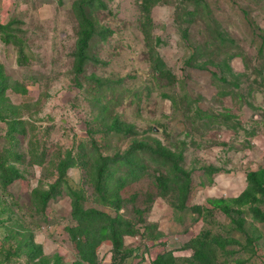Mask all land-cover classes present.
<instances>
[{
  "label": "rangeland",
  "instance_id": "rangeland-1",
  "mask_svg": "<svg viewBox=\"0 0 264 264\" xmlns=\"http://www.w3.org/2000/svg\"><path fill=\"white\" fill-rule=\"evenodd\" d=\"M14 4L0 0V173L18 172L0 175V264H193L199 237L216 242L196 264H264V0H22L5 17ZM132 152L137 174L100 169ZM76 196L79 215L104 213L87 239Z\"/></svg>",
  "mask_w": 264,
  "mask_h": 264
},
{
  "label": "trees",
  "instance_id": "trees-1",
  "mask_svg": "<svg viewBox=\"0 0 264 264\" xmlns=\"http://www.w3.org/2000/svg\"><path fill=\"white\" fill-rule=\"evenodd\" d=\"M81 25H82V30H81L80 36L78 38V52H79V59H81V60H77V62H76L78 64L77 66H78L79 70L82 69L84 58L87 54L86 52L88 49L89 40L94 35L93 27H92V24H91V21L89 18H83V20L81 21ZM156 69H157V71L161 72V67L158 66ZM161 73H163V72H161ZM0 75H1V72H0ZM6 81H7V77H5L2 74V80H0V118L1 119L7 118L8 115L10 114V112H8V110L11 109L8 106V104L5 102L4 94H2L3 89L5 87H7L6 86L7 84H5ZM19 87L20 86H14L15 89H17ZM15 128H16V125L13 122L12 123V130ZM103 157H104V160H101V159H103ZM103 157L102 156L100 157V160H101V161H99L101 164L100 169L106 171L109 175H111V169L117 168L119 165H121V166L128 165L129 167L126 170V171H128L127 173H132L134 175L138 173V171L135 172V170H137V168H138V163H137V161L134 162V159L138 157L136 152L130 153L127 157H123L122 160L119 158H116L114 156H110V155L103 156ZM114 164H116V165H114ZM64 165L65 166L70 165V161L65 162ZM64 167H63V170H64ZM8 169H9V171L6 170V171H3L0 173V175L2 176V179L7 184L11 183L12 179L18 175V172L14 168V166H10ZM127 173L125 172V174H127ZM139 173H140V171H139ZM172 177L176 183L184 184V185H187V183H188V180L185 179L184 177H181V175L178 173H174ZM249 177H250V181H251V176H249ZM254 183H256L255 180H254ZM248 191H249V189H247V188L245 190H243L241 195H240L241 196L240 199H242V198L244 199L245 196L247 195ZM35 192H36V194H38L37 189L35 190ZM70 192H71V195L77 193V192H74L73 190H69V193ZM50 195H51V193L48 194L47 197H45V198L48 199L50 197ZM80 201H81V199L78 196H76V200L73 204V213H74V216L78 218L80 223H81V221L84 222V223H82V226H84V229H83L85 232L84 237H85V239H87L88 236L95 235L96 230H98V226H100V224L97 225V223L101 220L100 215L101 214L104 215V213L101 211H94L92 209L90 211L82 212V209L80 208V215H79L78 214L79 211H77V210L79 209V207L81 205ZM194 209H196V208L194 207ZM85 223L92 225L91 228H88V225H86ZM108 225L103 226V228L107 227ZM79 239H82V238L80 237ZM192 241H194V242H192V244H193L192 247L194 249V253H193L194 260L192 259V263L196 264V261L198 259H200L202 261H209V263H211L212 261H210V259L212 258V256L209 255L208 253L213 252V249L215 248L214 243L216 242L215 239L211 240V239H205L204 237H199L196 240H192ZM81 242L82 241H79L78 243L81 244ZM160 260H161V257H159L158 261L155 263L158 264Z\"/></svg>",
  "mask_w": 264,
  "mask_h": 264
},
{
  "label": "crops",
  "instance_id": "crops-1",
  "mask_svg": "<svg viewBox=\"0 0 264 264\" xmlns=\"http://www.w3.org/2000/svg\"><path fill=\"white\" fill-rule=\"evenodd\" d=\"M16 1V4H14V6L13 5H11V7H10V9L8 10H6L5 12H4V15H5V17L7 16V15H10L11 17H20V15H21V1L22 0H19L20 1V5H19V2H18V0H15ZM5 9V8H4ZM39 10V9H38ZM37 10L36 9H34L33 10V12L32 13H34V14H31V15H34V16H36V12ZM40 12V11H39ZM11 18H9V20H10Z\"/></svg>",
  "mask_w": 264,
  "mask_h": 264
}]
</instances>
